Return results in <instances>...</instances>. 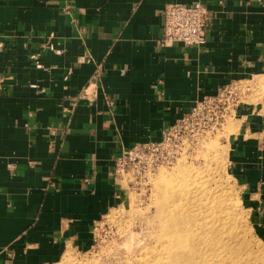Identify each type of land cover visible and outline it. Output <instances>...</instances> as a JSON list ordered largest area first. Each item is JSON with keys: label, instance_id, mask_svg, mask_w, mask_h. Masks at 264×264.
<instances>
[{"label": "crops", "instance_id": "crops-1", "mask_svg": "<svg viewBox=\"0 0 264 264\" xmlns=\"http://www.w3.org/2000/svg\"><path fill=\"white\" fill-rule=\"evenodd\" d=\"M195 1L205 43L159 45L163 7ZM263 53L264 0H0V264L88 247L123 200L121 151L262 76ZM94 74L95 95L82 96ZM232 120L228 171L264 240V104H239Z\"/></svg>", "mask_w": 264, "mask_h": 264}, {"label": "rangeland", "instance_id": "rangeland-1", "mask_svg": "<svg viewBox=\"0 0 264 264\" xmlns=\"http://www.w3.org/2000/svg\"><path fill=\"white\" fill-rule=\"evenodd\" d=\"M249 83L252 85L250 93L240 102H234V104L239 105L246 102H262L264 104V74L250 80ZM226 104L225 98L213 102L208 108L207 114H204L200 121L185 129L186 133L184 134L189 140L192 139V144L190 148H185L181 156L171 164L156 168L152 175L143 174L144 164L142 163L137 164L135 169L132 166L129 168L125 166L124 171L116 174L118 182L125 190L122 202L109 210L101 220L94 224L93 238L88 247L84 249L68 247L53 264H132L136 259L132 252L136 254V263H138L146 245L154 243L150 242V233L157 234L159 232V223L154 214L156 209L153 198L156 193L155 184L162 183L165 179L169 183L172 179L179 181L181 174L188 169L195 173L193 178L197 189L199 186V189L201 188L200 184L206 177L204 175L213 173L215 179L208 182V189L221 190V192H216V195L223 196L228 203L229 214L233 216L234 227L240 240L259 262L264 263V240L256 236L250 224L249 212L241 201L237 184L228 171V136L236 129L233 126L234 112L230 100V115L222 116ZM223 117L225 123L220 125ZM216 121L217 123H215ZM212 123L215 125L212 126ZM203 132H207L206 136L196 140V134L199 135ZM216 181L219 182V188L216 187ZM172 199L176 200L177 197L175 199L172 197ZM67 250L70 252V256L64 258ZM145 253L143 255L145 257H154V254L148 255L147 251Z\"/></svg>", "mask_w": 264, "mask_h": 264}, {"label": "bare ground", "instance_id": "bare-ground-1", "mask_svg": "<svg viewBox=\"0 0 264 264\" xmlns=\"http://www.w3.org/2000/svg\"><path fill=\"white\" fill-rule=\"evenodd\" d=\"M194 175L188 169L181 174L179 181L172 179L169 183L165 179L155 184L154 214L159 223V232L150 233V242L154 243L145 244L138 263L136 254L132 252L136 257L132 264H264L240 240L233 216L229 214L228 203L223 196L216 195L221 190L208 189V182L215 179L213 173L204 175L206 177L200 189V186L197 189ZM216 184L219 188L218 181ZM172 197L177 199L173 200ZM146 251L148 255L154 254V257L143 256ZM69 256L67 250L64 258Z\"/></svg>", "mask_w": 264, "mask_h": 264}, {"label": "built area", "instance_id": "built-area-1", "mask_svg": "<svg viewBox=\"0 0 264 264\" xmlns=\"http://www.w3.org/2000/svg\"><path fill=\"white\" fill-rule=\"evenodd\" d=\"M162 15L163 29L158 39L159 45L181 43L184 46H200L205 43V30L209 23V13L206 6L201 2L195 1L189 5L168 3L163 7ZM97 77V74L93 75L91 82L82 90V96L95 95L93 89L95 88ZM249 82L250 80L248 79L234 80L219 88L215 95L204 96L197 100L190 112L163 130L159 141L135 144L128 149L122 150L115 159V176L119 172L124 171L125 166L128 168L132 166L135 169L137 164L142 163L144 164L143 174L152 175L156 168L171 164L181 156L185 148H190L192 144V139L189 140L184 134L186 133L185 129L200 121L204 117L203 115L207 114L210 105L215 101H219L220 98H225L227 102L222 116L230 115L229 100L233 105L232 111L234 112L237 106L234 102H240L252 90V85ZM215 123L211 125L214 126ZM224 123L223 117L220 125ZM206 134L207 132L196 134V140L205 137Z\"/></svg>", "mask_w": 264, "mask_h": 264}]
</instances>
